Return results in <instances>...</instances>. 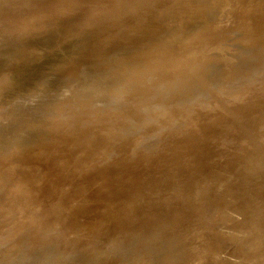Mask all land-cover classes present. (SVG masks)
Masks as SVG:
<instances>
[{"label":"rangeland","instance_id":"obj_1","mask_svg":"<svg viewBox=\"0 0 264 264\" xmlns=\"http://www.w3.org/2000/svg\"><path fill=\"white\" fill-rule=\"evenodd\" d=\"M0 135V237L56 232L27 264H264V0H0Z\"/></svg>","mask_w":264,"mask_h":264},{"label":"bare ground","instance_id":"obj_2","mask_svg":"<svg viewBox=\"0 0 264 264\" xmlns=\"http://www.w3.org/2000/svg\"><path fill=\"white\" fill-rule=\"evenodd\" d=\"M163 6V5H162ZM161 6V8H162ZM157 7V6H155ZM159 7V6H158ZM251 7V6H250ZM160 8V7H159ZM160 8V9H161ZM166 8V7H165ZM152 9V8H151ZM163 9V8H162ZM154 10H157V9H154ZM150 11V10H149ZM162 11V10H161ZM175 12V11H174ZM178 12V11H176ZM172 14V15H171ZM174 13H171L169 14L168 12V15L170 16H173ZM186 14V13H185ZM167 14L165 13V16ZM176 15V14H175ZM170 16V17H171ZM177 16V15H176ZM182 16V15H180ZM160 17V16H159ZM168 17V16H167ZM167 17L163 18V19H166ZM183 17V16H182ZM181 17V19H182ZM174 18L175 19H179V18H176V17H173V21L172 23H174ZM158 19V18H156ZM162 19V18H161ZM161 19L160 22L158 21L157 23H159L158 25L160 26L161 24ZM162 19V20H163ZM169 22V18L166 19V22ZM165 22V20H163ZM180 21V20H179ZM164 22H162V25H164ZM165 22V23H166ZM171 22V20H170ZM178 22V21H176ZM151 23V22H150ZM170 24V23H169ZM167 24V25H169ZM144 25V24H142ZM161 25V27H162ZM175 25V24H174ZM172 26V24L170 25ZM169 26V27H170ZM166 27V26H164ZM147 34V33H146ZM135 52V51H134ZM133 52V53H134ZM136 53V52H135ZM130 59V58H129ZM128 59V60H129ZM125 60V59H124ZM127 60V59H126ZM132 60V59H131ZM128 63V62H127ZM105 66V65H103ZM107 66V65H106ZM109 66V65H108ZM112 66V65H111ZM110 67V66H109ZM107 69V68H106ZM110 70L107 69V71ZM133 70V69H132ZM123 71V70H122ZM250 81V80H249ZM47 80H44L42 79V82L43 84H46ZM47 88L45 90H43L42 92V95L43 96H46L48 97V95H46L45 92H47ZM1 136V135H0ZM7 143L9 144V142H0V146L5 144L7 145ZM11 167V165L9 166ZM23 175L22 173H20V175H15L14 179H19V178H22ZM175 176H173L172 178L174 179ZM24 178V177H23ZM26 178V177H25ZM12 180V179H11ZM9 179H1L0 180V184L3 186L1 187L0 189V198H2V196H4L5 194L9 193V190H5L4 187H12L10 189V193L11 194L13 191H15V188L13 189L14 187V184H15V181H11ZM252 194L250 195V198L251 199H258V200H261L262 202H264V196H262L261 194H264V189L262 188L260 191H255V189H253L252 191ZM219 193V192H218ZM9 194L5 195V196H8ZM221 195L219 196H214L213 198H211V200H206L205 202H202L201 204L193 207V208H189L186 210L187 214L181 216L180 218L176 219L174 224L175 225H179V224H184L186 223L190 218L191 216L196 213V212H201L205 218L207 219H210L211 216H212V213L214 212L215 208H217V204H220V201L222 199L225 198V195L222 196L223 194L222 193H219ZM217 195V194H216ZM227 195V194H226ZM210 198V197H209ZM197 199V198H196ZM5 204H9L7 202H5ZM264 206L263 205H260L259 207H257V210H262L264 209L263 208ZM172 220L171 218H167V221ZM70 229V228H69ZM165 227L164 226H158L156 228H150V227H147V230L145 229H141V228H131V227H126L124 230L120 231V232H117L114 236L110 237L108 235H104V238L105 240L107 241V243L111 246V247H115V250H119V254H122V249L124 248L125 245H128V244H131V242H127L128 241V238L130 237H133L134 239L138 238V239H141V240H145V239H148L150 237L153 236V238L159 236L163 231H164ZM56 232H54L53 228L49 225V223L46 221V216H43L40 220L38 221H34L32 222L31 224H29V226H25L23 228L20 229L19 233L16 234L15 236H12L10 238H2L0 237V247L3 248V246H5L7 243H9L11 240L13 239H16V238H23L24 242H25V248H24V251L20 254V256H18L16 259L12 260L9 264H27L29 263L30 261L31 262H35L36 260V256H39V253L41 254V252L43 251H46L50 248H53V247H49L45 244V240L46 238H48L49 236H53ZM196 241V240H195ZM195 241H192L195 243ZM139 242V241H138ZM117 243V244H116ZM148 243V242H147ZM191 243V241H190ZM188 242V244H190ZM33 244V245H32ZM32 245V246H31ZM191 245V244H190ZM128 249V248H127ZM142 250L140 248H135L134 249V252L135 253H139V254H142L141 252ZM203 254V252H202ZM197 256H200L199 254ZM203 256V255H202ZM201 256V257H202ZM212 256V252L210 254H207L206 257H202V258H207V257H211ZM194 257V256H193ZM195 260L196 263L194 264H200L201 263V260L200 258ZM172 261L173 263L174 262H178L180 264L184 263V260H180L178 261L177 260V256L176 255H171L170 252H165L162 254V256L159 257V261H157L155 264H162V262L164 261ZM186 262V261H185ZM170 264V263H169ZM189 264V263H187ZM193 264V263H192Z\"/></svg>","mask_w":264,"mask_h":264},{"label":"water","instance_id":"obj_3","mask_svg":"<svg viewBox=\"0 0 264 264\" xmlns=\"http://www.w3.org/2000/svg\"><path fill=\"white\" fill-rule=\"evenodd\" d=\"M91 173H93V172H91ZM93 176H95L94 173H93ZM98 176H99V175H98ZM136 184H137V182L134 183V186H135ZM208 264H214V263H212V261L209 260V261H208Z\"/></svg>","mask_w":264,"mask_h":264}]
</instances>
